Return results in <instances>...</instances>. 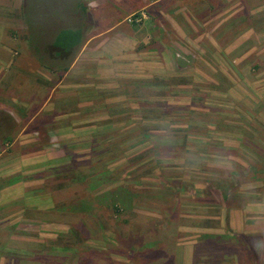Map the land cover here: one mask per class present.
I'll use <instances>...</instances> for the list:
<instances>
[{"label":"rangeland","instance_id":"obj_1","mask_svg":"<svg viewBox=\"0 0 264 264\" xmlns=\"http://www.w3.org/2000/svg\"><path fill=\"white\" fill-rule=\"evenodd\" d=\"M169 1L175 7L190 1L173 12L188 15L200 41L208 34L204 47L173 41L175 66L184 67L174 74L162 61L152 65L149 55L146 69L156 68V76L128 75L136 87L122 83L112 90L109 98L119 107L113 114L99 105L103 115H76L72 104L61 103L60 91L45 107L36 102L10 117L4 109L23 106L8 97L37 76L15 64L27 58L21 47L10 45L13 52L3 54L0 165L31 159L41 165V178L0 169V195L9 202L0 206V244L11 241L8 250L0 246V264H159L169 251L171 263L181 264L185 242L192 264H264V234L230 228L233 211L239 226L242 213L264 215V0H143L144 8L122 26L145 25L149 8ZM18 8H0L17 38L23 29ZM106 11L110 25L87 18L88 33L113 25L117 12ZM143 13L140 23L128 21ZM36 54L42 55L31 51L28 63L40 64ZM55 115L54 126L44 125ZM59 123L73 137L55 132ZM25 125L30 129L22 134ZM41 156L47 161L39 163Z\"/></svg>","mask_w":264,"mask_h":264},{"label":"crops","instance_id":"obj_2","mask_svg":"<svg viewBox=\"0 0 264 264\" xmlns=\"http://www.w3.org/2000/svg\"><path fill=\"white\" fill-rule=\"evenodd\" d=\"M23 1L24 0H0V8H17L19 6L18 9L20 15ZM87 1H89V6L91 9L89 11L88 20L94 25H110V20L112 17L111 14L106 11V7L113 6L115 8V12H117V16L113 22V25L104 27L103 31L97 30L95 33L91 34L88 33L87 29L85 28L86 40L82 45V48L76 60L70 66V70H68L63 76H61L57 71L55 72L52 70H48L39 63L38 65L28 63L29 61H33V59L31 58V51L33 50L30 47L28 30L22 16H20V18L22 19L23 29L21 35H19V38L13 36V34H9L8 27L6 26L10 23L5 22L4 19H0V64L5 63V58L8 53L13 52L12 49L18 50L21 47L23 49V53L27 58L21 59L15 64L17 66L25 67V71L27 72L34 71V74H36L37 76L36 80L34 81L29 80L23 81V83H18L19 88H22V90L19 91L16 86L17 91L13 92L8 97L11 99L13 105L22 104V109H19L15 106L13 108L7 107L6 109H4V113L8 112L10 117L11 115L25 114L28 112L27 106L36 102L41 104L42 107H45L52 102V99L55 97L57 92L62 91L60 100L61 103L72 104V112H74L76 115H103L102 112L98 111V108H100L101 106V110H104L105 107L108 112H111L113 114V111L118 109L119 107H115L112 103L115 101H111V99L109 98L112 94V90L116 92V88H120L122 86V83H124L126 86H135V84H137L128 80V75L133 74V76L143 75L148 77L156 76V68L150 70L146 69V64L149 63V61H147L149 55H151L150 57L152 59L154 58V60L150 61L152 65L156 62L162 61V63L164 62L166 65H168V68L166 67V65L161 66L168 71H172V74H174L176 70H184V67L178 69L175 66L176 59L174 56V52L171 51L170 48L173 41L174 46L178 45L179 41L181 42V45L184 44L186 46H190L189 42L192 41L191 43L193 45H199V47L201 45L202 47H204L201 42L205 37L208 36V34H202L203 39H201L200 41L201 35H193L192 31H194V27L192 26V22L190 21L188 15H180L178 10L173 12L174 9L178 6H181V8L189 7V4H191L190 1H185V3L180 2V5L178 4V6L176 7L174 6L175 4L171 3L170 1V3L166 2L150 7V21L146 22V24L141 27L127 24L122 26V24H124L125 17L128 14L138 10H142L144 8L145 4L143 0ZM211 20L212 18L208 19L205 24H207L208 21L211 22ZM95 22L97 23L95 24ZM159 26L161 29L160 35L158 36L157 29L159 28ZM190 26H192L193 29ZM162 27H166V29L164 30ZM167 30L172 35L174 34V38L171 37L169 33H167ZM15 41H17V43H15ZM159 41H163V43H159ZM169 41L171 44L169 43ZM155 43L158 45V48ZM10 45H13L12 49L10 48ZM3 54H6V56ZM15 54L17 55V52H15L14 55ZM155 55L160 56V60H157ZM182 63L185 64L184 62ZM182 63L179 62V65L182 66ZM141 66H143V69L141 68ZM144 69H146V71L141 72L144 71ZM69 79H71V81H68ZM12 90L15 91V89ZM98 97H100L98 105L94 106L93 103L95 102V99H98ZM114 97L118 99L122 98L120 97V95ZM99 105L101 106L99 107ZM16 109L18 111H16ZM94 110H96L97 114L93 112ZM105 112L104 115H107L105 114ZM57 116L60 117V115H55L52 119L43 122L45 123L44 125H47L48 128H51L50 126H54L53 121H55V118H57ZM62 116L64 117V115ZM77 119L81 118L78 117ZM66 122V124H69V121ZM55 126H58L57 128H55V132L59 131L61 133H64L65 136L67 135L73 137L72 135L75 134V131L72 130V128L61 126V123ZM22 129V134H24V132L30 128H27V126L25 125ZM49 133L51 134L52 130H49ZM45 158H47L46 155ZM45 158H43L42 156L39 157V163L46 162L47 160ZM17 162L18 161L3 163L0 165V169H16L18 170L17 172L27 174L29 178L33 176L36 177L38 174H40V171L37 170L41 165L32 163L31 159L23 160L22 163L19 161L20 165H18ZM23 177L26 178V176ZM28 181L31 182L32 180L29 179ZM18 184L21 186L20 188L28 186V184ZM5 190L6 188L2 191L4 192ZM3 197L4 193L0 195V203H3L0 206H4L9 203L5 201L3 202ZM26 197L25 199L27 201L28 198ZM44 202H46V199L44 200ZM241 216H243L244 219L242 225L239 226L238 223H236L238 213L233 211L231 214L232 224L230 225V228L233 231H236L234 233L250 235L264 234V215L252 217L247 215V213H242ZM252 220L256 221L258 225L252 224ZM36 227L38 226L36 225ZM13 241L14 239L12 240V244ZM10 242L11 241H1L0 246L3 243H6L4 247H6L5 250H8ZM28 243L33 245L39 244L38 241L34 240H29ZM184 245L185 246L182 247L183 253L178 256V261L181 262V264H187L186 260H190L188 264H192V256L190 253L191 246L187 242H185Z\"/></svg>","mask_w":264,"mask_h":264},{"label":"trees","instance_id":"obj_3","mask_svg":"<svg viewBox=\"0 0 264 264\" xmlns=\"http://www.w3.org/2000/svg\"><path fill=\"white\" fill-rule=\"evenodd\" d=\"M20 11L26 23L31 49L34 53L42 54H36L40 64L48 70H63L66 73L86 40L84 22L90 11L86 1L24 0ZM40 178V175L32 177L33 181ZM43 180L48 182V178ZM117 204L114 201L112 208ZM171 252H168L169 258L172 257ZM169 258L164 260L162 257L159 264H172L173 259L170 261ZM84 263L87 264V261ZM80 264L83 262L80 261Z\"/></svg>","mask_w":264,"mask_h":264},{"label":"built area","instance_id":"obj_4","mask_svg":"<svg viewBox=\"0 0 264 264\" xmlns=\"http://www.w3.org/2000/svg\"><path fill=\"white\" fill-rule=\"evenodd\" d=\"M145 1H150V0H145ZM155 1V2H154ZM162 0H151V4H157L159 2H161ZM146 19L147 16L145 13L142 14V17L141 18H134V19H131V18H128V21L133 23V22H136V23H140L143 19Z\"/></svg>","mask_w":264,"mask_h":264}]
</instances>
